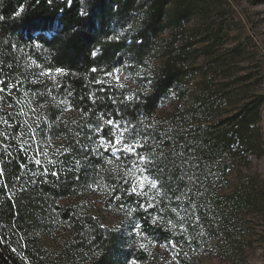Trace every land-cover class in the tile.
Here are the masks:
<instances>
[{
	"label": "trees",
	"instance_id": "trees-1",
	"mask_svg": "<svg viewBox=\"0 0 264 264\" xmlns=\"http://www.w3.org/2000/svg\"><path fill=\"white\" fill-rule=\"evenodd\" d=\"M222 1L73 0L68 7L65 0H52L51 4L48 0H0V16L4 17L0 20V63L8 72L6 83H15L17 78L21 80L10 95L0 94L6 100V103L0 101V132L8 133L7 139L0 136V143L7 145L6 153L0 148V166L4 169L0 176V264H84L83 257L90 259L85 264H127L132 258L141 263L158 260V246L170 247L173 241L178 243L181 239L175 226L163 224V219L173 217L175 210L167 201L166 193L177 201L184 187L191 188V200L183 202L181 209L188 207L192 200L204 207L208 203L207 194H201L198 199L192 192L194 186L203 185V181L216 176L223 177L230 167L229 159L235 161L243 157L247 160L244 154L250 152L261 156L255 132L261 120L262 96H242L239 103L217 121L212 131L205 128L202 134L186 126L191 125L192 118L183 113H193V105L180 112L178 118H171L173 126L167 129L155 118L172 96L177 93L182 96L181 89L193 70L188 64L199 55L197 50L204 54L213 46L192 49L195 42L190 38L194 35L186 33L187 24L195 18L206 25L207 13L211 7L221 6ZM21 6L24 12L17 17L15 13ZM81 7L88 16L79 15ZM57 20L60 34L48 31ZM38 22L45 28L43 39L34 31ZM222 29V26L215 30L208 27L207 31L218 38ZM165 33L166 38H161ZM117 35L118 41L108 39ZM37 44L40 46L36 47ZM93 49H99L101 54L93 58L90 54ZM157 49L164 60L160 69L146 79L147 83L145 80L144 86H147L121 87L115 80V70L120 72L126 67L133 71L144 65L147 56ZM8 65L12 66L11 72ZM93 67L96 72L90 71ZM46 68L64 69L67 75L56 79L66 87H53L48 92L44 85L33 84L37 79L34 73ZM105 72L114 75L106 77ZM96 80L103 83H96ZM219 91V99L228 103L240 96L239 91L232 89L228 93ZM37 93H44V96ZM69 93L72 94L70 98ZM89 93L96 95L97 103L92 104L86 98ZM125 96L137 98L124 101ZM212 98L208 89L205 95L195 98L199 107L205 106L201 108L202 114L213 106ZM65 99L71 103V110L61 111L54 106ZM112 100L117 103L113 104ZM66 106L61 105V108ZM23 107L37 111L40 124L34 137L28 132L20 134V130L25 129L19 120ZM80 109L88 116L85 117ZM101 112L137 124L148 137L143 152L151 153L156 161L155 170L150 167L148 175L158 181L165 195L157 196L146 186L145 195L130 197L127 190L139 177V166L133 163V158L121 156L108 164L84 151L91 146L84 125L93 123V114ZM57 118L60 123L56 122ZM2 119H8L11 127L3 125ZM180 125L187 130H182ZM77 139L83 148L75 143ZM161 145H165L163 150H160ZM65 149L70 152L66 153ZM85 155L91 162L87 168L83 167ZM110 157L111 153L105 154V159ZM37 159L41 165L34 163ZM77 159L81 161L80 166L74 163ZM50 160L55 163L49 164ZM52 171L60 172L59 179L51 175ZM129 177L131 181L125 182ZM90 187L101 193L104 207L124 209L128 225L142 224L144 234L128 235L106 226L102 228L97 218L80 213L79 204L64 206L59 203L77 197ZM238 193V188H234L228 199L235 203ZM251 197L252 192H249L246 200L250 203ZM261 199L264 209V196ZM64 224L75 236L57 259L50 258L39 245L38 233L52 232ZM141 243L146 247L141 248Z\"/></svg>",
	"mask_w": 264,
	"mask_h": 264
},
{
	"label": "rangeland",
	"instance_id": "rangeland-1",
	"mask_svg": "<svg viewBox=\"0 0 264 264\" xmlns=\"http://www.w3.org/2000/svg\"><path fill=\"white\" fill-rule=\"evenodd\" d=\"M222 2L221 6L211 7L207 13L206 25L194 18L186 26V33H189V36L194 35L190 38L195 42L192 49L213 46L206 49L204 54L197 50L199 55L188 64L193 70L186 85L181 89L182 96L178 93L172 96L155 116L166 129L173 126L172 119L178 118L180 112L188 106L193 105L195 110L193 113L184 111L183 114L192 118V121L188 120L191 125L186 126L188 129L192 127L193 132L202 134L205 128L212 131L217 121L230 112L242 96H262L264 99V0ZM220 26L223 29L218 38L214 33L207 31L208 27L215 30ZM198 28L200 29L195 33ZM166 36L165 33L161 38L165 39ZM217 40L221 42L218 43ZM163 60L162 52L153 50L144 65L134 68L133 71L122 67L118 73L119 81L115 80L129 88L146 87V79L161 66ZM224 85L225 87H222ZM205 89L213 95L214 104L202 114L201 108L205 106L199 107L195 98L205 95ZM220 89L227 93L231 92V89L239 91L240 96L229 103L221 101L217 96ZM19 116L20 123L25 128L20 130V134H31L29 129H36L38 126L37 111L23 107ZM181 126L182 130H187L186 126L179 127ZM257 126L255 135L260 141L261 156L252 152L244 154V151H241L247 160L243 157L235 161L229 159L227 164L230 167L225 170L223 177L216 176L203 181V185L193 187L192 192L198 199L201 194H207L206 206H199L192 200L188 207L181 209L183 202L191 200V188L184 187L177 201L173 197L170 199L169 196L172 195L166 193L167 201L174 205L175 210L173 217L167 216L163 219V224L175 226L177 230L172 228L181 239L178 243L173 241L170 247L158 246V260L146 263L137 261V264H264V209L261 199L264 196V104ZM164 146L161 145L160 150H163ZM138 175L139 179L142 175L140 171ZM236 187L240 193L233 203L228 197ZM153 192L157 196L165 195L160 185L153 189ZM249 192H252L251 203L246 200ZM59 203L64 206L79 204L81 214L97 218L111 230L134 234L133 226L127 223V212L124 209L110 210L104 207L101 193L96 188L90 187L77 197L61 200ZM74 236V231L64 224L54 228L52 232L40 231L39 245L50 258L57 259L64 246L69 245ZM182 255L184 257L180 259ZM82 262L85 264L90 262V259L83 257Z\"/></svg>",
	"mask_w": 264,
	"mask_h": 264
},
{
	"label": "snow or ice",
	"instance_id": "snow-or-ice-1",
	"mask_svg": "<svg viewBox=\"0 0 264 264\" xmlns=\"http://www.w3.org/2000/svg\"><path fill=\"white\" fill-rule=\"evenodd\" d=\"M48 3L51 4L52 0H48ZM65 3L68 7H71L73 0H65ZM63 12V9L60 10ZM24 12V7L21 6L15 13L17 17L21 16ZM79 15L81 17L88 16V12L81 7ZM4 17L0 16V20H3ZM55 30L57 34H60L59 29V21L57 20L56 23L53 25L52 28L48 29V31ZM35 32L38 33L39 38L43 39L45 35V28L44 25L41 23H37L36 28L34 29ZM56 36L53 37L55 39ZM109 40H119L120 37L117 36H110L108 37ZM36 47H39L40 45H35ZM91 56L95 58L96 56L100 55L101 52L99 49H93L91 51ZM8 70L11 72L12 66L8 65ZM91 72H96L97 69L93 67ZM116 75L115 79L119 81V69L115 70ZM34 75L37 77L36 80H33V84H40L44 85L47 88L48 92H51L53 90V87L57 88H65L66 85L59 83V81L56 79L58 76H64L67 75L65 73V70L62 68H46L43 69L37 73H34ZM113 72H105L104 76L106 77H113ZM8 80V72H5V65L3 63H0V94H11V91L13 88L19 87L21 80L19 78L16 79L15 83H6ZM96 83H103L102 80H96ZM48 84H51L52 87H47ZM123 87V85H121ZM101 91H104V89H101ZM37 95L44 96V93H37ZM71 93L68 94V97H71ZM92 104L97 103V97L94 93H89L86 97ZM135 96H125L124 101H132L133 99H136ZM81 100L85 99V97H81ZM0 101H4L6 103V100L4 99L3 95H0ZM123 101H121L122 103ZM112 103L115 104L117 101L112 100ZM61 105H67L64 108H61ZM55 107L59 108L61 111H69L72 109L71 103H69L68 99L62 100L59 103L54 105ZM11 107V105H9ZM34 111V110H33ZM80 111L83 113V109H80ZM85 117L88 116V113H83ZM95 121L93 123H88L84 125V127L87 129L89 135L87 136V140L90 142V145L88 148H84V151L86 153H91L93 157H98L101 160H105V163L111 164L113 159L119 160L121 156L124 157H131L133 158V163L138 164L139 171L142 174L140 178L137 180L136 183L130 184V190H127V194L131 196L145 195L144 189L147 186L148 188L157 189L158 188V181L155 179H152L148 175L149 168L152 167L153 170H155V163L156 161L152 158L151 153L145 154L143 152V149L147 145L148 137L144 135L141 131V129L137 126V124L132 123L131 121L127 120H117L115 117H112L110 114L107 113H99L96 115L95 113ZM107 117V118H106ZM57 123H60V121L57 118ZM73 123H76L73 121ZM2 124L7 125L11 127L9 124L8 119H2ZM37 125L39 127V120L37 121ZM31 135L34 137L37 135V131L35 129H29ZM41 136H43V133H40ZM79 135V132L77 133ZM0 136L4 137L5 139L8 138V133L6 132H0ZM75 143L77 145H80L82 148L83 145L80 144V140H75ZM0 148L4 150V152H7V145L4 143H0ZM39 153V148H38ZM154 151V150H153ZM65 152H70V149H65ZM111 153V157L105 159V154ZM34 163L36 165H41V161L39 159L35 160ZM55 161L50 160L49 164H54ZM76 166L81 165L80 160L74 161ZM90 160L87 155H85L83 167L87 168L90 166ZM21 167H24L22 165ZM3 167L0 166V176L3 175ZM114 171V170H113ZM45 174H47L48 169H44ZM52 176L57 177L59 179L60 172L58 171H52ZM77 180H79V176L75 177ZM131 177L128 178L125 182H130ZM146 182V183H145ZM139 189V190H138ZM115 190V189H113ZM151 207H155L154 205H150ZM123 207V205H121ZM140 207H144L143 204H140ZM147 210V209H145ZM155 223V221H153ZM100 227H105V225L101 224ZM142 224H135L133 225V232L137 235H143L141 231ZM141 248H145L146 246L141 243ZM127 264H137V261L132 258L127 261Z\"/></svg>",
	"mask_w": 264,
	"mask_h": 264
}]
</instances>
